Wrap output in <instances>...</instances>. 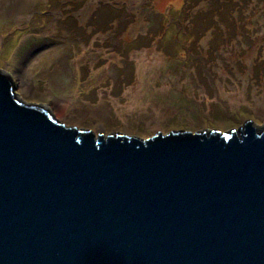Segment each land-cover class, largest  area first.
Wrapping results in <instances>:
<instances>
[{
  "label": "water",
  "instance_id": "95a60500",
  "mask_svg": "<svg viewBox=\"0 0 264 264\" xmlns=\"http://www.w3.org/2000/svg\"><path fill=\"white\" fill-rule=\"evenodd\" d=\"M0 264H264V129L95 135L0 70Z\"/></svg>",
  "mask_w": 264,
  "mask_h": 264
},
{
  "label": "rangeland",
  "instance_id": "374dc122",
  "mask_svg": "<svg viewBox=\"0 0 264 264\" xmlns=\"http://www.w3.org/2000/svg\"><path fill=\"white\" fill-rule=\"evenodd\" d=\"M0 70L67 127L264 129V0H0Z\"/></svg>",
  "mask_w": 264,
  "mask_h": 264
}]
</instances>
